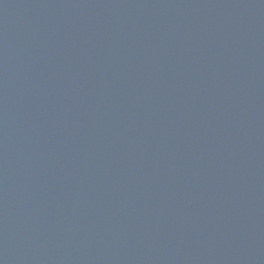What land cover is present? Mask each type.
<instances>
[{
  "label": "water",
  "instance_id": "1",
  "mask_svg": "<svg viewBox=\"0 0 264 264\" xmlns=\"http://www.w3.org/2000/svg\"><path fill=\"white\" fill-rule=\"evenodd\" d=\"M0 264H264V0H0Z\"/></svg>",
  "mask_w": 264,
  "mask_h": 264
}]
</instances>
